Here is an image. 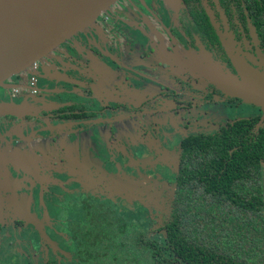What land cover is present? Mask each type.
Masks as SVG:
<instances>
[{
	"label": "flooded vegetation",
	"instance_id": "1",
	"mask_svg": "<svg viewBox=\"0 0 264 264\" xmlns=\"http://www.w3.org/2000/svg\"><path fill=\"white\" fill-rule=\"evenodd\" d=\"M164 1L167 4L162 0H119L102 12L93 26L78 32L42 58L46 69L44 78L55 83L54 88L45 91L38 88L42 76L36 74L39 60L36 61L28 80L21 79L12 86L11 95H0V101L21 107L16 115H0V147L7 141L18 143L19 140H26L30 146L35 133L48 136L82 125L123 123L149 110L144 94L119 80L116 82L113 78L112 81L111 77L99 80V75L91 69L98 68L106 74L113 67L87 51L106 55L120 69L124 63L104 47L121 42L118 37L128 30L137 33L133 42L140 46L135 64L149 73H166L182 87L181 93L171 89L166 92L168 97L164 98L161 93L155 98L161 109L178 110L189 106L177 101V97L185 95L196 99L197 107L243 105L255 115L226 120L213 132L198 131L181 137L170 158L169 178H160L162 181L148 187L149 191L154 190V198L148 201L145 194L140 195L137 202L122 195L112 197L96 172L88 170L81 177L76 173L69 178H59L58 184L45 186L47 189L43 190L41 198L47 197L49 205L55 203L53 197L60 189L70 190V194H61L55 208L56 218L51 222L56 229L43 230L45 236L48 234L47 243L53 259L47 264H106L100 262L107 259L106 253L99 252L124 246L122 241L127 230L137 226L140 230L138 242L146 246L145 235H151L148 240L152 241L159 232L152 231L151 221L164 234L162 228L173 202L176 206L185 199L187 195L180 196L184 192L188 193L187 198L193 206L199 204L197 200L200 204L214 203L210 198L218 193L222 209L219 208L220 213L211 217L213 219H226L241 207L239 202H233L236 197L243 199L242 194L235 190L233 197L230 187L255 189L260 185L264 198V156L259 180L258 175H253V164L249 162L250 155L251 162L255 161L256 140L264 135V106L233 96L216 79L219 74L252 84L264 79V0ZM109 22L114 23L112 27L106 25ZM128 44L125 43V48L131 59L132 48ZM60 49L64 50L56 54ZM80 60L85 64L78 65L76 62ZM138 68L133 63L129 65V70ZM46 92L54 96L42 98L41 94ZM38 95L41 99H37ZM18 96L20 100L16 102L14 98ZM145 140L157 142L150 132L145 134ZM43 173L45 175V171ZM215 186L218 192L214 191ZM208 188L214 192L209 193ZM117 199L131 202L143 211L144 216L134 218L133 227L130 211L124 207L123 212H115ZM87 206L102 207L104 211L86 209ZM200 209L206 216L205 207L200 205ZM43 222L40 218L38 223L27 222L26 226L32 232L35 226L42 230ZM114 231L116 238L111 235ZM127 235L129 240L130 234Z\"/></svg>",
	"mask_w": 264,
	"mask_h": 264
},
{
	"label": "rangeland",
	"instance_id": "2",
	"mask_svg": "<svg viewBox=\"0 0 264 264\" xmlns=\"http://www.w3.org/2000/svg\"><path fill=\"white\" fill-rule=\"evenodd\" d=\"M162 2L167 4L164 0ZM113 24L109 22L106 25L112 27ZM93 25L94 23L91 26ZM136 35L133 30H128V33L118 37V41L121 42L108 44L106 47L99 43L107 52L124 63L119 70L106 55H101L97 51L93 53L86 51L113 67L112 71H106L105 74L103 70L98 68L94 70L90 65L92 71L99 75V80L111 77L112 81L113 78L116 82L119 80L144 94L145 104L149 110L140 117H130L123 123L111 121L104 124L82 125L48 136L35 133L30 146L26 140H19L18 143L7 141L0 147V264H47L49 260L53 261L49 242L47 243L49 237L48 234L44 235V231L56 229L51 222L56 218L55 208L60 203L61 194H70V190L60 189L55 193L56 197H53L55 203L49 205L47 197L41 198L43 190L47 189L45 186L58 184L59 178H69L76 173L81 177L88 170L87 172H96L105 191L112 197L122 195L137 202L138 197L145 194L148 201L154 198V190L149 191L148 187H152L154 182L158 183V180L169 178L167 169L170 158L174 156L177 150L174 145L181 137L198 131L213 132L218 124L226 120L255 115L250 108L243 105H235L233 108L206 105L197 107L196 99H190L185 95L177 97V101L189 106L178 110H166L165 107L161 109L155 98L162 95L161 93L164 98L168 97L169 93L166 92L171 89L181 93L182 87L177 86L176 81L166 73H149L141 69L138 63L135 64L134 58H137L140 51L137 42H133ZM124 42L130 43L127 46L132 48L131 59L127 56ZM63 50H58L56 54ZM76 63L85 64L83 60ZM131 63L135 68L139 66L138 70H129ZM38 64L36 74L42 76L38 80V88L43 91L54 88L55 83H49L44 78L45 61L39 60ZM32 74L33 70L28 67L24 72L8 79L0 85V95L4 97L11 95L12 86L17 85L21 79L28 80ZM41 95L47 99L54 96L47 92ZM37 99H41L39 95ZM14 100L18 102L20 96ZM147 132L156 137V143L146 142ZM107 172L112 173L108 175ZM115 204L118 205L120 212H123L124 207L130 214L132 211L130 219L144 216L143 211L131 202L117 199ZM40 218L45 221L42 223V230L37 226L32 229L33 232L28 230L26 223H38ZM131 225L133 227V224ZM150 225L152 231H159L156 232L158 233L156 236L163 235L154 221H151ZM139 231L138 226L130 228L124 235L122 241L125 243L124 246L113 251H100L99 253L105 252L107 257L100 262L119 264L125 259L131 262L134 257L137 259L136 264H146L144 259L138 262L141 255L135 251V249L141 251L145 247L143 243L138 242ZM127 234H130L129 240ZM149 237L151 235L147 233L145 239L148 240ZM131 241L136 244L134 248L130 246ZM127 261L125 264H130Z\"/></svg>",
	"mask_w": 264,
	"mask_h": 264
},
{
	"label": "trees",
	"instance_id": "3",
	"mask_svg": "<svg viewBox=\"0 0 264 264\" xmlns=\"http://www.w3.org/2000/svg\"><path fill=\"white\" fill-rule=\"evenodd\" d=\"M256 159L253 164V175L260 179L262 167L261 161L264 156V135L258 136L255 148ZM238 155V153H236ZM245 187V186H244ZM229 190L235 197V190L242 194L243 199L234 200L239 202V209L228 215L226 219H213L211 217L220 213L222 203L219 195L210 198L214 203H201L193 206L188 200H180L169 212V218L165 221L164 234L155 236L153 240H147L146 246L139 253V260L147 264H264V198L262 188H235ZM210 188H208L209 190ZM218 192L217 186L214 188ZM209 190V193L214 192ZM206 198L205 195L202 196ZM248 197V201H246ZM216 204V205H215ZM200 205L205 207L200 209ZM175 206V207H174ZM86 209L104 211L102 207L87 206ZM120 212L118 208L115 212ZM133 212L131 211V214ZM130 214V215H131ZM131 222L135 221L133 218ZM133 224V223H131ZM111 235H115L114 231ZM110 235V236H111ZM130 246H136L132 241ZM142 259V260H140ZM124 262L119 264H125ZM130 264H136L137 259L132 258Z\"/></svg>",
	"mask_w": 264,
	"mask_h": 264
},
{
	"label": "water",
	"instance_id": "4",
	"mask_svg": "<svg viewBox=\"0 0 264 264\" xmlns=\"http://www.w3.org/2000/svg\"><path fill=\"white\" fill-rule=\"evenodd\" d=\"M117 1L0 0V85L90 27ZM216 79L233 96L264 106V79L254 84L222 74ZM20 110L19 106L0 101V115H16Z\"/></svg>",
	"mask_w": 264,
	"mask_h": 264
},
{
	"label": "crops",
	"instance_id": "5",
	"mask_svg": "<svg viewBox=\"0 0 264 264\" xmlns=\"http://www.w3.org/2000/svg\"><path fill=\"white\" fill-rule=\"evenodd\" d=\"M0 123H2V121H0Z\"/></svg>",
	"mask_w": 264,
	"mask_h": 264
}]
</instances>
